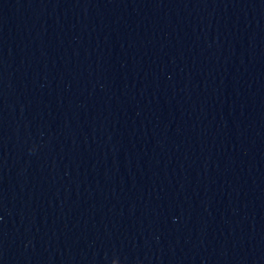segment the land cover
I'll use <instances>...</instances> for the list:
<instances>
[{"label":"water","instance_id":"obj_1","mask_svg":"<svg viewBox=\"0 0 264 264\" xmlns=\"http://www.w3.org/2000/svg\"><path fill=\"white\" fill-rule=\"evenodd\" d=\"M0 264H264V0H0Z\"/></svg>","mask_w":264,"mask_h":264}]
</instances>
